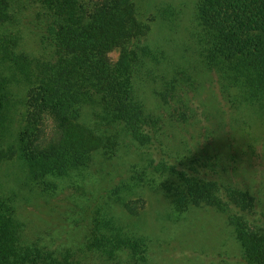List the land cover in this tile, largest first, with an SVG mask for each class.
Returning <instances> with one entry per match:
<instances>
[{
	"label": "trees",
	"instance_id": "trees-1",
	"mask_svg": "<svg viewBox=\"0 0 264 264\" xmlns=\"http://www.w3.org/2000/svg\"><path fill=\"white\" fill-rule=\"evenodd\" d=\"M138 2L0 0V137L25 94L16 142L28 172L0 187V264H150L151 240L112 210L143 187L163 192L174 220L192 208L224 214L243 264H264V193L229 178L252 154L264 158V131L203 130L194 100L214 72L233 120L264 124V0H195L177 63L152 33L155 21L176 31L180 9L142 14ZM47 114L59 137L36 154L31 136ZM64 193L70 206L57 210ZM28 200L52 219L24 214Z\"/></svg>",
	"mask_w": 264,
	"mask_h": 264
},
{
	"label": "rangeland",
	"instance_id": "rangeland-1",
	"mask_svg": "<svg viewBox=\"0 0 264 264\" xmlns=\"http://www.w3.org/2000/svg\"><path fill=\"white\" fill-rule=\"evenodd\" d=\"M162 2L171 3L180 9L179 25L176 31L171 32L165 23L155 21L152 39L160 42L172 61L181 62V56H184L183 36L191 28L196 2L195 0H140L138 3L143 14L145 11H154L156 5H160ZM192 29L195 28L192 27ZM119 52V48L112 49L110 57L114 60L117 59ZM210 74L208 79L203 75L202 84L198 85L199 88L196 89L200 100H197V95L194 96L195 104L198 105L197 116L202 118V129L215 130L216 132L232 129L264 131V124L261 125L260 120H252L243 114L245 110H241L240 113L243 115L238 120H233L231 115L236 114L234 106L231 101L226 100V91L221 88L215 73ZM25 99L26 95L22 96L17 91L11 105L12 110H15L14 114L11 113L10 117L8 115V119H11L10 123L5 121L6 131L0 137V155L7 152L4 159L0 161V187L3 186L6 189L9 188L7 184L10 182L12 185H19L20 179L25 180L28 177L26 167L18 161L20 143L16 142L19 131L25 128L27 121L25 106L21 102ZM151 100L156 102L153 97L149 96L147 98L149 104ZM199 104H201L200 108ZM205 111L209 115L204 118L202 113L204 114ZM43 119V122L36 124V133L31 136L30 143H33V152L36 154H40L44 148L47 149L59 137L51 115L47 114ZM27 128V134H29L32 129L29 130L28 126ZM187 128L188 132L194 130L191 125ZM37 147L38 149H36ZM12 150L17 151L13 152ZM151 151L157 156L160 153L156 147H153ZM11 154L12 156H10ZM246 160L240 164L239 168L230 170L229 178L238 185L252 184L256 190L264 193V158L261 157V154L258 156L252 154V158ZM26 174L27 176H25ZM207 176L215 177L217 175L213 171L207 170ZM65 194L67 193L60 195L62 197H59L58 202V198H54L53 203L57 202L61 205V208H56L57 210H63L66 206H70L67 200L61 199ZM26 199H29L27 195ZM125 199L123 205L118 203L112 209L113 220L124 226L125 229L144 234L151 240L153 248L150 264H243L241 250L231 233L224 214L212 208H192L190 211H186L179 220H174L170 215V205L163 192L148 187L138 189L137 194ZM48 206L42 201L39 203L29 201L23 208V213L42 225L45 220L52 219V213L49 212ZM71 223L69 227H74Z\"/></svg>",
	"mask_w": 264,
	"mask_h": 264
}]
</instances>
